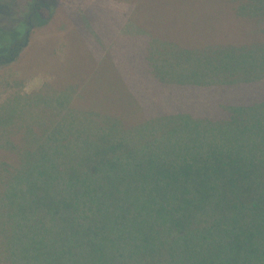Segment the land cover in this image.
Masks as SVG:
<instances>
[{"label": "trees", "instance_id": "obj_1", "mask_svg": "<svg viewBox=\"0 0 264 264\" xmlns=\"http://www.w3.org/2000/svg\"><path fill=\"white\" fill-rule=\"evenodd\" d=\"M24 9L21 37L0 57L12 60L27 41L28 27L48 19L41 0H30ZM238 9L264 18V0H246ZM154 45L145 49V66L154 76L143 81L146 87H222L264 77L261 45L208 52ZM128 83L132 97L136 80ZM3 92L1 117L13 98L22 107L29 98L41 108L57 105L54 92L45 100L30 97L22 86ZM70 105L58 116L41 112L33 126L18 129L19 141L0 121V264H25L19 252L31 216L43 206H65L59 215L49 214L69 227L79 219L78 210L97 212L85 216L96 225L83 241L74 227L48 236L40 264H264V187L258 174L264 97L223 105L225 119L183 108L126 122L109 111ZM248 179L254 187L244 191Z\"/></svg>", "mask_w": 264, "mask_h": 264}, {"label": "rangeland", "instance_id": "obj_2", "mask_svg": "<svg viewBox=\"0 0 264 264\" xmlns=\"http://www.w3.org/2000/svg\"><path fill=\"white\" fill-rule=\"evenodd\" d=\"M41 1L47 11L46 22L28 27L27 41L13 52L12 60L8 55L0 57V95L5 94L3 90L12 92L22 86L27 95H37L42 100L54 92L57 105L41 108V103L29 98L22 107L21 100L13 98L0 121L1 128L9 129L15 141L23 137L18 129L33 126L41 112L58 116L67 103L72 108L109 111L126 117V122H136L132 120L183 108L204 117L225 119L223 105L264 97V77L250 84L222 87L180 88L158 83L143 86L146 78H154L145 66V49L151 43L177 52L264 46V18L242 14L238 9L246 0ZM28 3L30 0H0V55L7 53L14 38L21 37V19ZM45 15L42 12V17ZM129 79L136 80L132 97H127L126 92ZM4 155L9 161L14 158L9 152ZM261 156L258 174L264 187V152ZM19 187L27 191L25 183ZM253 187L248 179L243 190ZM64 207L43 206L35 218L31 216L29 235L19 252L25 264H40L49 247L48 236L57 238L74 227L83 241L87 232L91 234L95 229L96 223L85 216L97 212V207L78 210L75 214L79 219L72 227L51 219L50 210H57L59 215Z\"/></svg>", "mask_w": 264, "mask_h": 264}]
</instances>
